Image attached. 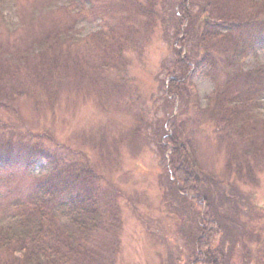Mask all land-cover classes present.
Wrapping results in <instances>:
<instances>
[{"label":"rangeland","instance_id":"obj_1","mask_svg":"<svg viewBox=\"0 0 264 264\" xmlns=\"http://www.w3.org/2000/svg\"><path fill=\"white\" fill-rule=\"evenodd\" d=\"M155 1L162 17L149 27L131 5L134 0H87L83 6L77 0H0V100L11 97L15 101L8 108L0 105V127L20 122L19 132L27 133L30 128L34 136L49 130L55 136L45 140L51 149H59L70 159H88L101 180L99 202L107 232L93 242V256L82 250L72 264H194L197 260L194 250L202 233V208L192 198V204H180L159 183L163 166L169 164L160 150L159 131L176 116L181 104L167 100L165 84L170 75L178 76L179 59L192 47L175 45L179 34L171 14L181 0ZM239 1L231 0L237 7ZM33 13L37 14V29L45 28L43 33L56 24L69 27L75 37L73 61L78 64V74L85 72L84 78L64 75L68 80L56 86V99L50 98L45 84L38 82L34 88L32 79L38 75L30 76L33 62L13 55L29 37L25 20ZM111 28L116 30L108 39L109 54L104 55L99 52L103 43L96 36L101 32L109 35ZM68 47L67 43L63 48L68 51ZM118 47H122L121 56ZM261 65L264 51L243 61L245 70ZM190 82L196 97L184 113L189 110V118H199L193 124L199 130L194 135L200 148L199 164L206 172V186L203 182L200 192L213 208L216 221L224 226L207 257L213 256L217 264H264V138L260 137L264 134L261 131L257 136L261 127L252 116L246 125L241 118L243 128L235 131L233 127L234 132L224 136L222 144L214 136L215 142L211 139L213 126L200 120L204 117L199 105L214 85L197 68ZM259 101L255 99L253 104L258 106L252 112L264 120V100ZM252 123L259 126L253 132ZM14 137L20 139L18 134ZM231 143L240 151L235 157L225 148ZM249 164L254 167V178L236 176L239 167L238 172L246 174ZM47 172L44 161L31 171L0 166V219L7 218L17 194H27Z\"/></svg>","mask_w":264,"mask_h":264},{"label":"trees","instance_id":"obj_2","mask_svg":"<svg viewBox=\"0 0 264 264\" xmlns=\"http://www.w3.org/2000/svg\"><path fill=\"white\" fill-rule=\"evenodd\" d=\"M85 1L77 0L82 6ZM193 1L181 0L178 10H173L171 14L173 18L170 21L176 28V35L179 34L175 45L182 48L187 46L188 50L191 45L192 48L185 58L179 59L178 76L170 75L165 84L167 100H172L174 105L179 104V101L181 104L177 106L176 116L159 131L161 153L165 160H169V164L163 166L159 183L180 204L182 201L192 204L191 198L198 202L202 208V217L199 219H202L203 225L200 229L202 233L195 241L197 260L194 264H217L213 256L207 257V252H210L213 242L218 240L224 226L216 221L213 208L200 192L203 182L206 186L203 174L206 172L202 171L199 164L200 148L198 138L194 135L199 130L193 124L199 118H189V110L184 113L187 110L185 106L196 93L194 90L191 92L190 77L197 68L214 85L213 91L205 96L204 103L199 101L204 117V120H200L207 126H213L211 139L214 140L215 136L218 142L214 141L222 144L224 136L231 134L233 127L235 131L243 128L239 122L241 118L245 119L246 125L252 122L249 119L252 116L261 127L259 129L257 124L252 123V132L258 128L257 136L261 131L264 134V120L252 112V108L258 106L253 104L255 99H260L258 104L264 100V65L250 70H245L243 66L248 56L264 50V0H240L238 7L231 0H196L194 4ZM131 5L135 6L139 17L146 19L149 27L162 17L155 0H150L148 4L134 0ZM58 9L64 8L59 6ZM51 10L55 11L53 6ZM34 15L37 14L33 13L25 20L29 37L26 41L22 40L23 44L16 47L17 54L13 55L25 59L26 63L33 62L29 67L30 76L38 75V78L32 79L34 88H38V82L43 87L45 84L50 98L56 99V86L68 80L63 78L64 75L84 78L85 72L83 69L78 74V64L73 61L76 55L72 54L71 45L75 37L69 32V27L62 23L56 24L53 30L43 33L42 29L45 28L41 26L37 29L38 20ZM185 24L188 26L182 31ZM111 30L109 35L101 32L96 36L103 43V52L101 48L99 52L104 55L109 54L108 39L116 29ZM67 43L68 51L63 48ZM119 45L122 46L121 43ZM117 51L118 56H121L122 47H118ZM179 52L183 53V50ZM74 64L76 67H73ZM30 90L33 95L34 89ZM2 100H6V103ZM2 100L1 107L8 108L12 101V106L15 103L11 97ZM167 126H170V131H166ZM19 129L20 122L15 124L14 121L0 127V166L31 171L44 161L48 172L36 181L27 194L20 191L8 209L7 218L0 219V264H72L74 258L82 254V250L93 256V242H97L104 231L107 232L99 202L101 180L94 167L88 159H70L59 149H51L45 140H54L55 136L49 130L34 136L30 128L28 135L19 132ZM17 134L19 140L14 137ZM35 137L39 141H34ZM260 137L264 138L262 135ZM225 148L231 150L234 157L240 152L232 143ZM247 169L246 174L237 171L236 176L251 180L254 178V167L249 164ZM216 250L221 253L219 248ZM226 258L229 260L225 254Z\"/></svg>","mask_w":264,"mask_h":264}]
</instances>
